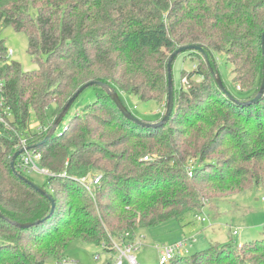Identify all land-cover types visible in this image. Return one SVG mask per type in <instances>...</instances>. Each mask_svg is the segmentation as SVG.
<instances>
[{"label":"trees","instance_id":"obj_1","mask_svg":"<svg viewBox=\"0 0 264 264\" xmlns=\"http://www.w3.org/2000/svg\"><path fill=\"white\" fill-rule=\"evenodd\" d=\"M0 27L25 34L37 64L25 72L6 58L0 39L3 106L11 114L3 116L8 126L0 121V264L58 262L72 241L109 253L114 239L132 240L170 220L182 225L210 200L264 187V95L251 105L229 101L196 51L184 52L197 66L183 74L185 88L174 89L162 127L126 120L102 90L62 132L33 148L88 82L120 99L167 102V62L183 46L200 45L215 71L214 55H225L240 94L234 98L253 99L262 81L264 0H0ZM31 113L40 128L34 133ZM21 140L49 172L38 185L55 200L48 219L50 202L18 176L33 182L20 156L11 169ZM87 175L101 176L90 191L80 182ZM8 220L44 221L20 229ZM170 264H264V238L214 243Z\"/></svg>","mask_w":264,"mask_h":264},{"label":"rangeland","instance_id":"obj_2","mask_svg":"<svg viewBox=\"0 0 264 264\" xmlns=\"http://www.w3.org/2000/svg\"><path fill=\"white\" fill-rule=\"evenodd\" d=\"M0 39L7 49L13 51L10 61L19 63L25 72L37 69V64L27 53L28 43L25 34L17 33L11 27H0ZM214 58L223 85L231 95L240 98L232 82V66L226 60V56L215 54ZM196 66L197 60L192 59L187 53H181L176 57L171 72L175 90L185 88L183 74L193 72ZM193 79L201 81L198 76H194ZM101 94L102 90L98 87L87 88L74 102L57 127L56 133L62 132L74 114H80L86 105L92 104ZM164 99L163 102L156 103L143 102L129 95L121 96L125 107L136 118L145 122H154L164 114L166 98ZM29 128L33 133L40 129L32 113ZM190 165H193V162H188V167ZM46 176L47 174H31L30 178L36 185L42 186ZM198 216L205 217L207 222L201 223L197 217L189 215L182 225L176 220H170L153 228L138 230L135 235L137 261L140 264H158L159 252L156 247L171 246L180 241L186 242L185 250L190 257L214 243L234 242L240 246L245 242L263 239L264 187L253 188L228 198L210 200L205 203ZM64 257L76 264H114L117 254L105 252L103 248L94 245L72 241L67 246Z\"/></svg>","mask_w":264,"mask_h":264},{"label":"water","instance_id":"obj_3","mask_svg":"<svg viewBox=\"0 0 264 264\" xmlns=\"http://www.w3.org/2000/svg\"><path fill=\"white\" fill-rule=\"evenodd\" d=\"M260 43H261V52H262V57H263V64H262V81L261 84L259 86V89L255 95V97L249 101L246 102H240L238 100H236L234 98L233 95L230 94V92L225 88V86L223 85L221 78L219 76L218 71H215L209 64L208 61V56L206 55V53L204 52V50L202 49V47L200 45H189V46H183V47H179L178 49H176L170 56L168 62H167V102H166V108L164 111V114L161 118V120H159L157 123H153V124H148L143 122L142 120L136 118L126 107L125 105L122 103L121 99L119 98V95L116 91H114L113 89H111L109 86L101 83V82H96V81H91L88 82L84 85H82L76 92L75 94L68 100V102L65 104V106L63 107V109L61 110L60 114L55 118V120L53 121V124L50 128L49 133L47 134V136L44 138V140L38 144H36L35 146H33V148H36L38 146H41L43 144H45L54 134V132L56 131L57 127L59 126V124L63 121L64 117L67 115V113L69 112L70 108L72 107V105L74 104V102L77 100V98L89 87H98L101 90H104L105 93L110 96V98L112 99L113 103L115 104V106L118 108L119 112L121 113V115L128 121H131L133 123H135L136 125H139L141 127H146V128H159L162 127L163 125H165L171 115H172V111H173V105H174V87H173V80H172V64L174 62V60L176 59V57L178 55H180L181 53H184L186 51H196L198 53H200L209 68V71L218 87V89L228 98L229 101H232L233 103L237 104V105H251L253 103L258 102L264 95V30L261 34V39H260ZM31 147H28L27 150H30ZM24 150H19L17 152H15V154L12 157L11 160V169L13 172H16V168H15V162L17 160V158L20 156L21 153H23ZM20 179H22L25 183H27L29 186H31L34 190H36L38 193H40L43 197H45L51 204V208H50V212L48 214V216L46 217L47 219L50 218L55 210V200L52 198V196L47 193L43 188L39 187L38 185L34 184L33 182H31L30 180H28L27 178H25L22 175H18ZM1 216V215H0ZM2 217V216H1ZM7 220V219H6ZM44 220L42 221H38L35 223H26V224H20L17 223L15 221H10L8 220V222L20 229H27V228H31L33 226H37L40 223H42Z\"/></svg>","mask_w":264,"mask_h":264},{"label":"built area","instance_id":"obj_4","mask_svg":"<svg viewBox=\"0 0 264 264\" xmlns=\"http://www.w3.org/2000/svg\"><path fill=\"white\" fill-rule=\"evenodd\" d=\"M13 55V51L11 49H7L6 58H10ZM2 88L3 83L0 81V121L8 126L7 122L5 121L3 116L11 117L9 110L4 108L3 106V95H2ZM20 147L21 150H24L23 153L20 154V169L26 174H49V172L40 166L41 155L38 152L27 150L28 146L26 145L24 140H21L17 148ZM147 160V158H144ZM46 171V172H45ZM189 176H191V171L188 170ZM101 176L99 175H87L86 177L80 180L81 184L88 190L92 188V186H96L100 183ZM198 220L201 223H206L207 219L205 217L197 216ZM233 234L235 235L236 232L234 231ZM186 242L180 241L174 245L166 246V247H156L159 252V260L158 264H170V262L176 256H186L188 251L185 250ZM137 249V244L135 242V237L130 240L128 234L124 235L119 239H114L111 242L110 250L111 252H116L117 257L115 259L114 264H140L137 261L135 256V252ZM44 264H76L67 259H63L60 261H48Z\"/></svg>","mask_w":264,"mask_h":264},{"label":"crops","instance_id":"obj_5","mask_svg":"<svg viewBox=\"0 0 264 264\" xmlns=\"http://www.w3.org/2000/svg\"><path fill=\"white\" fill-rule=\"evenodd\" d=\"M236 90H238V88L236 87Z\"/></svg>","mask_w":264,"mask_h":264}]
</instances>
